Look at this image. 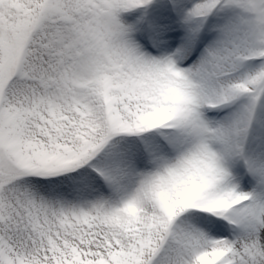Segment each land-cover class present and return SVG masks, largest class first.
Returning <instances> with one entry per match:
<instances>
[{"label":"snow or ice","instance_id":"obj_1","mask_svg":"<svg viewBox=\"0 0 264 264\" xmlns=\"http://www.w3.org/2000/svg\"><path fill=\"white\" fill-rule=\"evenodd\" d=\"M0 264H264V0H0Z\"/></svg>","mask_w":264,"mask_h":264}]
</instances>
